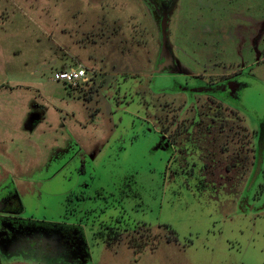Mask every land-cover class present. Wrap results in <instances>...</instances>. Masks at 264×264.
Here are the masks:
<instances>
[{
  "label": "rangeland",
  "instance_id": "1",
  "mask_svg": "<svg viewBox=\"0 0 264 264\" xmlns=\"http://www.w3.org/2000/svg\"><path fill=\"white\" fill-rule=\"evenodd\" d=\"M95 1L0 0V216L82 223L85 264H264V0ZM79 64L84 86L53 80ZM233 78L227 102L181 90ZM212 116L215 173L239 165L203 188L157 144ZM103 223L128 231L110 245ZM27 253L0 236V264Z\"/></svg>",
  "mask_w": 264,
  "mask_h": 264
},
{
  "label": "trees",
  "instance_id": "2",
  "mask_svg": "<svg viewBox=\"0 0 264 264\" xmlns=\"http://www.w3.org/2000/svg\"><path fill=\"white\" fill-rule=\"evenodd\" d=\"M154 18L158 19L156 17ZM156 21L159 30L161 31L162 28L160 24L161 21L159 19ZM166 24L167 22L165 23V26ZM166 31L167 29H165L164 32L162 31V36H164L165 39H166L165 37ZM216 117H214V161L217 155L221 154L220 151H217L216 142L217 139L219 138L218 136L222 132V127L220 126L219 128H216L215 125L216 122H220V120L218 119L219 117L217 118ZM199 133H201L199 138H202V140L204 139L203 140L204 143H206L205 141L206 138L209 140H211V137L213 138L210 128L203 129L199 131ZM191 136L194 137V133L191 134ZM206 144H208V142ZM200 145L204 146L203 144ZM183 146L186 147V145ZM198 147L199 144L198 145L195 144V146L192 145V148L194 149H197ZM208 147L210 148V146ZM189 153L192 154L187 156L189 159L196 162L199 161V159L197 158L198 156L195 154V152L189 151ZM175 160L179 161V164L181 167H183V170H185L186 167L187 172L193 173V171L188 170L187 165L182 163L184 161L183 154L179 153ZM215 171H216L215 169L214 172L207 170L205 171L203 170V172L200 171L197 177L202 176L201 185L203 188L210 186L208 183L212 182V180L214 181L217 180L218 182H221L219 180L221 179L222 174L224 176H227L228 175L227 172H229L228 170H225V173H222L219 172L218 169L217 172L219 173H215ZM197 172L199 171H196L194 173L196 174ZM194 173L192 175H194ZM227 177L229 178V176ZM248 185L245 187L243 192L248 193L247 189H249L250 187ZM211 186L216 187V185H211ZM219 186L220 185H218V187ZM3 213L8 214V212L6 211ZM101 226L102 227H100L95 231L94 235L98 239L105 240L110 245L119 242L124 232L128 231L127 229H121L118 226H110V224H106V223L101 224ZM0 236L2 238L13 237L14 240H18L20 245H25L27 252L29 254L28 253L25 254L24 257L22 258L25 260H29L35 264H50L43 261V260H47L46 259L47 255H49L50 258H52L54 261L51 264H85V261L89 256L88 243L86 241V235L82 223H78V224L48 223V222L27 220L17 216L1 215ZM0 260H2L1 255H0Z\"/></svg>",
  "mask_w": 264,
  "mask_h": 264
},
{
  "label": "flooded vegetation",
  "instance_id": "3",
  "mask_svg": "<svg viewBox=\"0 0 264 264\" xmlns=\"http://www.w3.org/2000/svg\"><path fill=\"white\" fill-rule=\"evenodd\" d=\"M169 15H170V12L168 13L167 17H165V21H164L165 23L167 21H169ZM165 29H167V28H165ZM167 48L164 49V51H167ZM162 50L163 49H161L160 52H162ZM164 54L167 55L168 53L164 52ZM230 85L233 87L234 91H232V88ZM242 86H244V83H238V81L235 78H233V79L226 80L223 83L207 82L204 86L196 87V88H203V89H205L204 91H202V92L197 91L195 93L212 94V95L220 98L221 101L227 102L228 99H231V97L233 95L235 96L237 94L239 88ZM191 89L192 88H190V87H183V86L181 87V90H183V91L194 92V91H191ZM223 92H226L227 94H224V96H223L222 95ZM198 118H199L198 116L194 117V123L199 122ZM209 120H210V123H208V124L206 123V128L211 129V133L213 135V138L211 137V140H209V141H210V143H214L213 142L214 141V116L210 117ZM190 127H192V126L190 125ZM185 132H189V130L185 131ZM196 134H198L199 136H197V137L190 136V137H186L185 139L182 138V139H180V142H178L177 137L175 138V134H172L174 136H171V135L168 136V135H166L165 131H159V141L157 144V148L162 149V150L171 151L172 155H171V158L169 160V164L172 163L173 160L176 159V157L178 156L179 153H181L184 155V161L182 163H184L185 165L188 166L189 171L191 170V171H193V173L196 171H199V173H200V171L203 172V170L214 172V147L209 148L208 146H205V144L207 142L204 143V141H203L204 139L202 140V138H199L201 133L196 132ZM253 138H254V144H255V147H254V155H255L254 167L256 168L257 165H259V166L264 165V123L259 128V130H255L253 132ZM205 141H208V139L206 138ZM195 144L196 145L199 144V147L197 149L192 148V145L195 146ZM200 144H203L204 146H201ZM183 145H186V147H184ZM189 151L195 152V154L198 156L197 158L199 159L198 162L193 161L187 157L188 155H192L189 153ZM210 153H212V154H210ZM238 165H239V163L235 157L231 168L227 167L226 170L232 171L235 168H238L237 167ZM260 170L264 171V168L261 167ZM185 171H187L186 167H185ZM253 172L250 174V176L246 180L247 181L245 184L246 186L251 181ZM193 173H191V174H193ZM194 175H195V173H194ZM210 183L212 185H214V180H212V182H210Z\"/></svg>",
  "mask_w": 264,
  "mask_h": 264
},
{
  "label": "built area",
  "instance_id": "4",
  "mask_svg": "<svg viewBox=\"0 0 264 264\" xmlns=\"http://www.w3.org/2000/svg\"><path fill=\"white\" fill-rule=\"evenodd\" d=\"M53 80L64 83L67 87L77 89L91 81V74L85 66L59 68L54 72Z\"/></svg>",
  "mask_w": 264,
  "mask_h": 264
},
{
  "label": "water",
  "instance_id": "5",
  "mask_svg": "<svg viewBox=\"0 0 264 264\" xmlns=\"http://www.w3.org/2000/svg\"><path fill=\"white\" fill-rule=\"evenodd\" d=\"M164 26H163V29L165 30V22H164V24H163ZM163 30V31H164ZM231 86V85H230ZM231 88H232V91H234L233 90V87L231 86ZM205 89H203V88H192L191 89V91H194V92H197V91H200V92H202V91H204Z\"/></svg>",
  "mask_w": 264,
  "mask_h": 264
},
{
  "label": "crops",
  "instance_id": "6",
  "mask_svg": "<svg viewBox=\"0 0 264 264\" xmlns=\"http://www.w3.org/2000/svg\"><path fill=\"white\" fill-rule=\"evenodd\" d=\"M103 0H98V1H95V2H98L96 4H99V3H102ZM147 11H149V9L147 8ZM154 18V17H153Z\"/></svg>",
  "mask_w": 264,
  "mask_h": 264
}]
</instances>
